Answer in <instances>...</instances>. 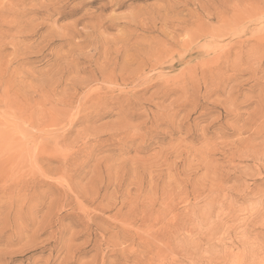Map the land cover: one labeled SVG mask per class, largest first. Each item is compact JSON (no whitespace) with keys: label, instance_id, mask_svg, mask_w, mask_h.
<instances>
[{"label":"rangeland","instance_id":"374dc122","mask_svg":"<svg viewBox=\"0 0 264 264\" xmlns=\"http://www.w3.org/2000/svg\"><path fill=\"white\" fill-rule=\"evenodd\" d=\"M0 264H264V0H0Z\"/></svg>","mask_w":264,"mask_h":264},{"label":"bare ground","instance_id":"6f19581e","mask_svg":"<svg viewBox=\"0 0 264 264\" xmlns=\"http://www.w3.org/2000/svg\"><path fill=\"white\" fill-rule=\"evenodd\" d=\"M201 36H202V35H201ZM212 38H213V37H212ZM185 46H186V45H185ZM185 46H184V47H185ZM175 51H176V50H175ZM215 53H216V52H215ZM166 55H167V54H166ZM158 59H160V58H158Z\"/></svg>","mask_w":264,"mask_h":264}]
</instances>
